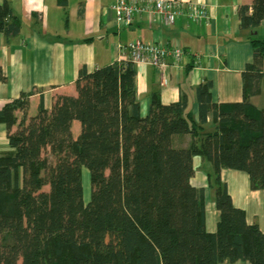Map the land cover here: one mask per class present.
<instances>
[{"label": "trees", "instance_id": "16d2710c", "mask_svg": "<svg viewBox=\"0 0 264 264\" xmlns=\"http://www.w3.org/2000/svg\"><path fill=\"white\" fill-rule=\"evenodd\" d=\"M11 14L0 6L7 36L20 28L6 21ZM238 15L241 29H256L264 0ZM252 44L242 101L215 103L205 82L196 113L187 96L163 104L152 93L143 116L131 60L82 72L77 95H56L51 109L41 97L34 115L33 93L6 104L0 123L13 150L0 154V264H264V233L233 204L221 177L225 169L245 172L252 190H264V109L251 102L264 78V41ZM195 157L212 167L208 188L220 214L213 233L206 189L191 183Z\"/></svg>", "mask_w": 264, "mask_h": 264}, {"label": "crops", "instance_id": "0c3cea01", "mask_svg": "<svg viewBox=\"0 0 264 264\" xmlns=\"http://www.w3.org/2000/svg\"><path fill=\"white\" fill-rule=\"evenodd\" d=\"M118 0H0L13 14L7 22L20 25L16 35L0 32V110L30 98L31 115L36 114L40 98L51 109L56 95H77L75 82L82 72L126 60L128 52L120 47L132 41L178 44L187 52L179 68L165 72L150 65L136 64L137 91L141 113L148 114L150 96L158 93L163 104L188 97L196 113V89L212 83L215 103H235L243 99V72L254 61L252 40L264 41V21L256 29H241L238 8L252 7L254 0H165L183 4V13L173 26L156 23L143 13L131 26L119 27L112 6ZM140 6L147 1L134 0ZM190 4L204 9L207 18L200 23L187 14ZM264 72V59L262 63ZM3 76V77H1ZM252 104L264 109V78ZM74 128H79L75 123ZM190 137L183 139L187 146ZM179 144V142H177ZM13 149L7 127L0 123V154ZM193 186L206 189V229H217L219 211L208 188L210 163L202 157L193 160ZM233 204L245 211L248 223H258L264 233V190L251 189L249 175L225 169L221 172ZM223 264H250L239 261Z\"/></svg>", "mask_w": 264, "mask_h": 264}, {"label": "built area", "instance_id": "2783aa9c", "mask_svg": "<svg viewBox=\"0 0 264 264\" xmlns=\"http://www.w3.org/2000/svg\"><path fill=\"white\" fill-rule=\"evenodd\" d=\"M182 6L183 4L176 1H147L143 6H140L134 0H118L112 8L119 27L131 26L143 13H146L152 21L171 27L182 15ZM187 14L199 23L207 18L205 10L200 9L196 4L189 5ZM120 49L122 52H128L127 59L121 61L131 60L135 64L150 65L162 72H165L170 66L179 68L187 54L179 43L164 45L142 40L132 41Z\"/></svg>", "mask_w": 264, "mask_h": 264}, {"label": "rangeland", "instance_id": "374dc122", "mask_svg": "<svg viewBox=\"0 0 264 264\" xmlns=\"http://www.w3.org/2000/svg\"><path fill=\"white\" fill-rule=\"evenodd\" d=\"M31 113V105L29 108V114ZM80 129L79 128H74L73 133L75 135H78V132ZM81 176H82V182H83V187H84V201L88 202L90 198V192H91V187H90V173L89 170L86 167H82L81 169ZM49 187H45V191H49Z\"/></svg>", "mask_w": 264, "mask_h": 264}]
</instances>
